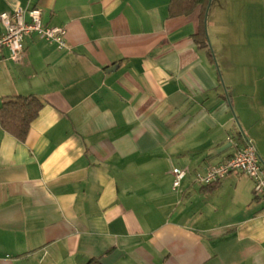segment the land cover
<instances>
[{
	"label": "crops",
	"instance_id": "1",
	"mask_svg": "<svg viewBox=\"0 0 264 264\" xmlns=\"http://www.w3.org/2000/svg\"><path fill=\"white\" fill-rule=\"evenodd\" d=\"M169 2L0 0L40 8L67 42L3 49L0 103L43 105L23 141L0 127V264H264L251 180L195 179L234 152L227 136L264 161V1L210 0L206 47L201 6ZM173 166L188 171L176 189Z\"/></svg>",
	"mask_w": 264,
	"mask_h": 264
},
{
	"label": "built area",
	"instance_id": "2",
	"mask_svg": "<svg viewBox=\"0 0 264 264\" xmlns=\"http://www.w3.org/2000/svg\"><path fill=\"white\" fill-rule=\"evenodd\" d=\"M25 15L29 20H25ZM0 22L3 31L0 34V65L3 61V49L8 50V57L17 61L23 52V38L30 34L55 43L58 48H67L66 31L58 25H47L42 22L41 10L38 7L30 9L17 8L12 12L0 13ZM233 145L234 152L223 162L207 166L203 173H197L195 179L204 185L215 183L232 172H240L252 182V192L255 197H264V166L261 163L257 150L250 139L241 134L233 139L227 136ZM173 189L178 188L188 171L185 168L173 166L171 168Z\"/></svg>",
	"mask_w": 264,
	"mask_h": 264
},
{
	"label": "trees",
	"instance_id": "3",
	"mask_svg": "<svg viewBox=\"0 0 264 264\" xmlns=\"http://www.w3.org/2000/svg\"><path fill=\"white\" fill-rule=\"evenodd\" d=\"M209 0H170L169 16L188 15L200 5V24L194 40L199 47H206V31L204 26L205 12ZM42 101L32 95L5 96L0 103V127L16 139L23 141L28 133L29 126L42 108ZM219 182V181H218ZM215 183L205 185L212 188ZM85 264H102L99 258H89Z\"/></svg>",
	"mask_w": 264,
	"mask_h": 264
},
{
	"label": "rangeland",
	"instance_id": "4",
	"mask_svg": "<svg viewBox=\"0 0 264 264\" xmlns=\"http://www.w3.org/2000/svg\"><path fill=\"white\" fill-rule=\"evenodd\" d=\"M260 1L263 2L264 0H260ZM206 36L209 37L208 30H207V26H206ZM214 62H215V65L218 66L219 60L216 58L215 54H214Z\"/></svg>",
	"mask_w": 264,
	"mask_h": 264
},
{
	"label": "water",
	"instance_id": "5",
	"mask_svg": "<svg viewBox=\"0 0 264 264\" xmlns=\"http://www.w3.org/2000/svg\"><path fill=\"white\" fill-rule=\"evenodd\" d=\"M209 4H210V0H209V3H208V6L206 8V12H205V19H204V26H205V31H206V17H207V10H208V7H209ZM261 160V163L263 164L264 166V161L262 159Z\"/></svg>",
	"mask_w": 264,
	"mask_h": 264
}]
</instances>
